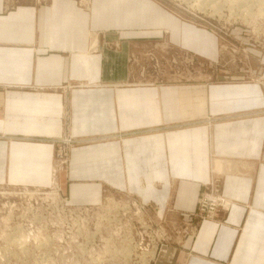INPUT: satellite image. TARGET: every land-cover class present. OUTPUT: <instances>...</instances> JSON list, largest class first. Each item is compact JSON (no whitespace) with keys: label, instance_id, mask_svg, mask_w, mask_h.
<instances>
[{"label":"crops","instance_id":"crops-1","mask_svg":"<svg viewBox=\"0 0 264 264\" xmlns=\"http://www.w3.org/2000/svg\"><path fill=\"white\" fill-rule=\"evenodd\" d=\"M89 1L0 0V181L48 184L68 129L86 140L67 175L76 199L104 185L172 215V229L211 183L231 200L153 264H264V53L249 79L159 84L132 67L142 26ZM86 82L101 85L69 87Z\"/></svg>","mask_w":264,"mask_h":264},{"label":"rangeland","instance_id":"rangeland-1","mask_svg":"<svg viewBox=\"0 0 264 264\" xmlns=\"http://www.w3.org/2000/svg\"><path fill=\"white\" fill-rule=\"evenodd\" d=\"M19 1L6 3L13 2L9 7L13 8ZM214 1L95 0L104 4L113 19L121 12L126 14L127 25L142 26L137 45L133 42L129 51L138 75L144 71L143 76L159 84L219 82L237 76L249 79L262 66L264 0ZM78 2L86 9L91 7L89 0ZM171 24L177 32L171 33ZM200 43L207 48L201 49ZM99 46L92 41L93 49ZM136 58L138 62L133 61ZM98 85L86 82L69 87ZM80 141L86 140L74 137L68 129L54 140L48 184L0 181V264H153L165 244L183 242L182 236L196 235L203 221L228 211L225 205L231 200L220 193L217 184L213 196L224 202H215L216 198L205 194L213 189L205 187L197 209L183 217V228L175 229L169 222L172 215H161L138 197L104 185L97 201L76 199L67 175L72 149ZM20 242H25L23 247Z\"/></svg>","mask_w":264,"mask_h":264},{"label":"built area","instance_id":"built-area-1","mask_svg":"<svg viewBox=\"0 0 264 264\" xmlns=\"http://www.w3.org/2000/svg\"><path fill=\"white\" fill-rule=\"evenodd\" d=\"M133 61L134 62H137V58H136V60H134L133 59ZM143 75H145L144 74V71H141L140 72V76H142V77H145V76H143ZM213 190H211V191H207L205 194H207L210 198H212V199H215L216 198V196H213L214 194H216L215 193V184L214 183H211L210 185H209ZM203 201V200H202ZM215 202H217V203H219V202H224V199H219V198H216V200H214ZM212 210H216V206L215 207H212Z\"/></svg>","mask_w":264,"mask_h":264},{"label":"bare ground","instance_id":"bare-ground-1","mask_svg":"<svg viewBox=\"0 0 264 264\" xmlns=\"http://www.w3.org/2000/svg\"><path fill=\"white\" fill-rule=\"evenodd\" d=\"M216 1H217V0L214 1V4H217ZM241 1H242V0H241ZM218 2H220V1H218ZM232 4H233V2H232ZM232 4H231V5H232ZM236 4H237V3H236ZM238 4H239V2H238ZM246 4H247V3H246ZM239 5H240V4H239ZM239 5H238V6H239ZM214 6H215V5H214ZM212 7H213V6H212ZM232 7H233V6H232ZM215 8H216V7H215ZM248 8H249V7H248ZM250 8H251V7H250ZM250 8H249V9H250ZM239 9H240V8H239ZM257 95H258V93H257ZM260 95H261V94H260ZM254 96L256 97V95H254ZM218 162L221 163V161H218ZM220 163H219V164H220ZM221 165H222V164H221ZM230 168H231V166H228V167H226V166H221V167L218 168V169H220V170H225V169H226V170H228V171H231L232 169H230ZM20 241H22V240H20ZM20 243H22V242H20ZM24 244H25V242H24ZM24 244L22 243V247H23ZM19 248H20V246H19ZM17 249H18V247H17ZM20 249H21V248H20ZM22 250H23V249H22Z\"/></svg>","mask_w":264,"mask_h":264}]
</instances>
